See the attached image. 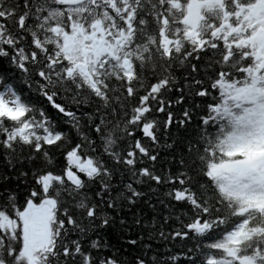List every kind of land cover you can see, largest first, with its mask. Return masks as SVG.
Instances as JSON below:
<instances>
[{"label": "snow or ice", "instance_id": "6c2138e0", "mask_svg": "<svg viewBox=\"0 0 264 264\" xmlns=\"http://www.w3.org/2000/svg\"><path fill=\"white\" fill-rule=\"evenodd\" d=\"M0 264H264V0H0Z\"/></svg>", "mask_w": 264, "mask_h": 264}]
</instances>
